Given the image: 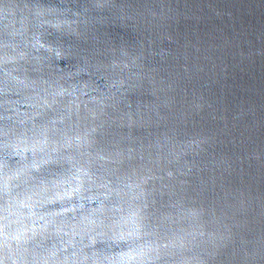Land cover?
I'll return each mask as SVG.
<instances>
[{
  "label": "clouds",
  "instance_id": "clouds-1",
  "mask_svg": "<svg viewBox=\"0 0 264 264\" xmlns=\"http://www.w3.org/2000/svg\"><path fill=\"white\" fill-rule=\"evenodd\" d=\"M0 264H264V0H0Z\"/></svg>",
  "mask_w": 264,
  "mask_h": 264
}]
</instances>
